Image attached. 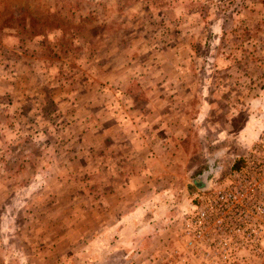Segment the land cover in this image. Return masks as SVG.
<instances>
[{"label":"rangeland","instance_id":"1","mask_svg":"<svg viewBox=\"0 0 264 264\" xmlns=\"http://www.w3.org/2000/svg\"><path fill=\"white\" fill-rule=\"evenodd\" d=\"M173 101L202 117L186 159L147 160L170 189L121 190L130 115ZM218 189L224 225L241 220L225 245L192 222ZM252 221L264 0H0V264H264Z\"/></svg>","mask_w":264,"mask_h":264},{"label":"crops","instance_id":"2","mask_svg":"<svg viewBox=\"0 0 264 264\" xmlns=\"http://www.w3.org/2000/svg\"><path fill=\"white\" fill-rule=\"evenodd\" d=\"M178 104L179 102L175 101H173V103H168L164 105V110L162 111H159L161 107L157 108L156 105H153V111L148 117H145L144 112H138L136 114L134 111V113L130 115L134 118V121L131 120V123L123 127L125 132L123 141L127 145V150L123 152L122 156L126 160L129 159L127 161H131L130 159L132 158H137V164L128 162L127 167L124 166V168H126L124 171L121 168L119 172L122 174V181L118 188L123 191L133 190V188L146 190L147 187H150L151 191L170 189L172 185V174H176L175 170H163L162 168H155L152 166L147 167V160H158L162 158L171 160L177 159V155H181L182 159L187 158L184 153H180L184 147V136L186 132H188V127H192L196 119L202 117V114L199 113L194 116L192 114L187 115L185 107H181ZM222 138L219 136L217 140H223ZM127 161H125V163ZM164 166L165 165H163V167ZM117 174L118 172L115 170V175ZM168 174L171 176H169L166 186H151V182L156 181L157 178L166 181V176ZM207 181L208 180H205L206 185ZM114 189L117 188L114 187ZM144 204L145 198L143 201H136V206L139 205L141 207ZM151 204H153V202ZM135 212L136 215L141 211L137 210Z\"/></svg>","mask_w":264,"mask_h":264},{"label":"built area","instance_id":"3","mask_svg":"<svg viewBox=\"0 0 264 264\" xmlns=\"http://www.w3.org/2000/svg\"><path fill=\"white\" fill-rule=\"evenodd\" d=\"M261 161L254 160L252 163H260ZM251 169L256 170L260 167V165H252L250 166ZM234 193L230 190H224V189H218L216 191V199L210 200L208 199L207 205L204 206L196 215V218L192 221L197 224H199V227H204L209 224L208 221H211V227L212 232L215 234L214 237L217 239L218 242H222V239L228 238V237H237L239 236V233H236L239 229V225L241 220L239 219L238 222L232 223V221L225 226L224 221L221 219V216L219 213L223 212L226 208V206H230L235 203ZM263 210L261 207V203H258L256 206V211L259 212ZM216 212V215H212ZM211 217V218H210ZM211 219V220H210ZM257 222V221H252ZM232 223V224H231ZM238 225V226H237ZM263 226V223L259 225L257 222L256 225L248 231H246L247 237H263L264 231L261 230V227ZM216 229V230H215ZM263 229V227H262ZM198 234V235H197ZM196 236H201L200 231H197ZM212 238H209V242L211 243ZM226 242L223 241L222 245H225Z\"/></svg>","mask_w":264,"mask_h":264}]
</instances>
